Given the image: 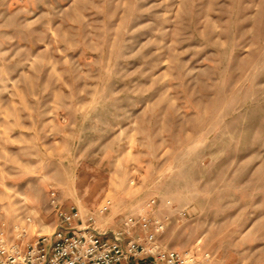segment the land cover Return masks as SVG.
Masks as SVG:
<instances>
[{
    "label": "rangeland",
    "instance_id": "rangeland-1",
    "mask_svg": "<svg viewBox=\"0 0 264 264\" xmlns=\"http://www.w3.org/2000/svg\"><path fill=\"white\" fill-rule=\"evenodd\" d=\"M58 208L264 264V0H0V232Z\"/></svg>",
    "mask_w": 264,
    "mask_h": 264
},
{
    "label": "built area",
    "instance_id": "built-area-1",
    "mask_svg": "<svg viewBox=\"0 0 264 264\" xmlns=\"http://www.w3.org/2000/svg\"><path fill=\"white\" fill-rule=\"evenodd\" d=\"M111 204L107 199L100 213L104 215ZM57 213L62 223L51 233L31 235L26 223L15 227L13 239L0 232V264H215L202 247L179 251L163 245L165 224L152 216H130L121 228L106 230L93 216L73 225L78 208H58Z\"/></svg>",
    "mask_w": 264,
    "mask_h": 264
}]
</instances>
